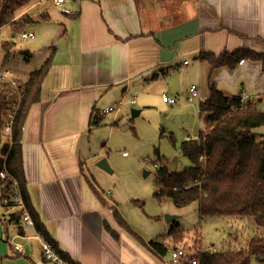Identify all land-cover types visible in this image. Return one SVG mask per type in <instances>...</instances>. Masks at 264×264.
I'll list each match as a JSON object with an SVG mask.
<instances>
[{
  "label": "crops",
  "instance_id": "crops-1",
  "mask_svg": "<svg viewBox=\"0 0 264 264\" xmlns=\"http://www.w3.org/2000/svg\"><path fill=\"white\" fill-rule=\"evenodd\" d=\"M23 18L27 22H19ZM4 29L11 31L10 38L5 34L0 40L4 51L3 44H9L5 57L20 52L24 61L0 68L11 80L26 83L50 60L39 101L27 115L21 147L30 204L51 244L70 264H170L171 250L157 253L150 245L156 240L135 231L111 191L102 189L101 177L89 170V164L98 163L99 154L91 147L94 130L103 122V110L119 103L144 107L160 93L162 100L164 95L174 100L168 95L188 82L202 85L203 100L214 84L226 97L241 96L243 103L264 113L260 62L212 69L198 60L201 54L239 49L264 53V0H66L62 6L54 0H0ZM29 33L34 37L21 41ZM17 36L26 44L23 51ZM96 119L99 124H92ZM6 139L5 144L10 134ZM116 214L137 236L119 224ZM11 215L13 242L23 249L14 253L29 255L32 264L44 263L40 242L19 237L38 232L12 221Z\"/></svg>",
  "mask_w": 264,
  "mask_h": 264
},
{
  "label": "trees",
  "instance_id": "trees-1",
  "mask_svg": "<svg viewBox=\"0 0 264 264\" xmlns=\"http://www.w3.org/2000/svg\"><path fill=\"white\" fill-rule=\"evenodd\" d=\"M19 22L25 23L27 19L23 18ZM3 47L8 54L9 44L4 43ZM198 60L208 62L212 69H234L247 60L260 62L264 72V53L250 49H239L220 55L201 54ZM49 67L50 60L34 71L26 83L19 85L18 90L6 83L1 85L0 135L5 127L12 100L19 99V103L10 139L2 149L0 172H5L6 178L0 179V188L3 199L13 194V185L16 184L26 211L35 222L36 231L50 242L44 225L30 204L21 147V135L27 115L31 107L39 101L41 85ZM209 90L208 98L199 104L205 130L196 139L183 142L180 147L190 166L182 173H170L166 168H160L154 197H168L180 208L198 203V210L203 218H249L259 228L264 229V144L258 142V135L254 133L255 129L264 126V113L254 111L248 102L244 104L241 96L226 97L214 84L209 85ZM92 124L98 125V119ZM185 185L191 187L185 189ZM11 216L12 221H19L21 214L15 213ZM116 218L122 227L137 236L118 214ZM20 232L22 233V229ZM183 234L177 223H173L167 237L172 238L174 248L178 249V244L183 241ZM197 241L192 252L195 255L201 251L198 248L200 241ZM150 245L161 255L167 253L163 242L153 241ZM193 259L197 264H251L253 259L264 264V236L255 235L237 247L216 251L214 254L199 253Z\"/></svg>",
  "mask_w": 264,
  "mask_h": 264
},
{
  "label": "rangeland",
  "instance_id": "rangeland-1",
  "mask_svg": "<svg viewBox=\"0 0 264 264\" xmlns=\"http://www.w3.org/2000/svg\"><path fill=\"white\" fill-rule=\"evenodd\" d=\"M5 34L10 38L11 31L0 30V40L5 38ZM20 38L24 41L22 37ZM18 39L17 36L15 40L19 44L18 49L23 51L26 44H21L25 42ZM4 53L5 51L0 48L1 69L24 64L20 52L16 54L19 56L10 59L5 57ZM188 61L193 62L190 59ZM184 84L185 81L182 87ZM194 84L199 95L193 102L189 101L188 91L191 83L188 82L186 88H181L177 94L168 95L176 101L175 105L162 100L160 93L159 96L149 97L144 107L139 102L134 105L125 103L116 116L115 112L106 114L101 126L94 130L96 133L91 147L93 154H99L98 162L106 159L112 172L97 169L95 167L97 162L89 164V170L96 179L101 177L102 189L105 192L111 191L120 211L144 239H155L165 243L167 249H173L174 244L167 236L173 222H176L184 233L183 241L178 244L179 248L192 253L194 245L199 240L200 250L209 251L215 248L220 252L237 247L255 235L264 236V229L259 228L249 218H203L199 213L198 203L180 208L168 197L161 199L154 197L159 168H166L170 173L184 172L190 166V162L182 155L180 147L188 138L196 139L199 133L205 130L203 115L199 109V104L204 99L200 90L202 85L199 82ZM13 102L12 100L11 106ZM262 106L264 104L260 107ZM132 110L142 112L133 117ZM113 116L115 121L110 123ZM254 133L258 135L260 142L261 134L264 135V126L255 129ZM7 136L8 133L3 129L0 135V158ZM261 142L264 144V140ZM145 172L149 174L145 175ZM8 208L0 201V264H32L27 259L29 255L22 257L14 253L12 241L15 224L8 223V215L12 214L7 212ZM3 215L7 217L1 219ZM166 216L176 217L171 222L172 225L166 222ZM188 247H191L190 251ZM251 264L261 263L253 259Z\"/></svg>",
  "mask_w": 264,
  "mask_h": 264
},
{
  "label": "built area",
  "instance_id": "built-area-1",
  "mask_svg": "<svg viewBox=\"0 0 264 264\" xmlns=\"http://www.w3.org/2000/svg\"><path fill=\"white\" fill-rule=\"evenodd\" d=\"M65 2H66V0H54V4L56 6H62ZM33 37L34 36L31 33L22 35L23 40H28V39H31ZM0 82L8 83L15 90L19 89L18 88L19 87L18 82L15 80H11V77L6 72H4V73L0 72ZM16 94H17V98H18L19 95H18V93H16ZM197 97H198V89L196 86H192L190 88L189 101L193 102L194 99ZM163 100L165 102L170 103V104H174V102H175L174 100L169 99L165 95L163 96ZM18 103H19V99H15L10 110L8 111V114H7L6 124H5L4 129L8 134H11L12 123H13L14 116H15V113H16L17 108H18ZM122 105H123V103H119V105L116 107H110L108 109H105L102 111V114L106 115V114H110V113L119 111V109L121 108ZM155 167L158 168V165L155 164ZM5 178H6V173L0 172V179H5ZM15 186H16V184L13 185V189H14L13 194H11L8 197L3 198L2 202L6 208L9 207L7 209V212H9V213L12 212V215H14L15 213L23 212L21 214V217H20V222L22 224H24L25 228L35 231L36 230L35 222L32 219L31 215L26 211L24 201H23L22 197L20 196V192H19L17 186L16 187ZM190 187H191V185H185L184 186L185 189H189ZM19 237H21L23 239L33 238V239H36L40 242L42 256L44 258V263L41 262L40 264H70L54 248V246L49 241H47L42 235H40L38 233H35L32 236H27V235L23 234ZM12 243L14 244V250L16 252L21 253L23 250L22 245H20L18 243H14L13 241H12ZM203 252H210V253L214 254L216 252V249L211 248L209 251H200L199 253H203ZM199 253H197L196 255H198ZM196 255L193 253H186V251L182 250V249H176L171 253V263L170 264H197V261L193 259Z\"/></svg>",
  "mask_w": 264,
  "mask_h": 264
},
{
  "label": "water",
  "instance_id": "water-1",
  "mask_svg": "<svg viewBox=\"0 0 264 264\" xmlns=\"http://www.w3.org/2000/svg\"><path fill=\"white\" fill-rule=\"evenodd\" d=\"M139 114V111L132 110V116L136 117ZM97 167L100 168L103 171H106L108 173H111V169L109 167V164L107 163L106 159H102L97 163ZM176 219V217L172 216H166V222L171 223Z\"/></svg>",
  "mask_w": 264,
  "mask_h": 264
}]
</instances>
